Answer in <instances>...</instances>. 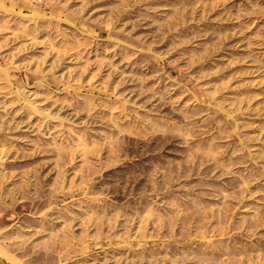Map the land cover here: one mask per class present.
Segmentation results:
<instances>
[{
	"label": "rangeland",
	"instance_id": "rangeland-1",
	"mask_svg": "<svg viewBox=\"0 0 264 264\" xmlns=\"http://www.w3.org/2000/svg\"><path fill=\"white\" fill-rule=\"evenodd\" d=\"M0 264H264V0H0Z\"/></svg>",
	"mask_w": 264,
	"mask_h": 264
}]
</instances>
